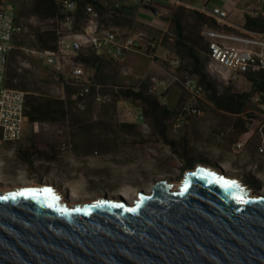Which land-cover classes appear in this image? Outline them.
<instances>
[{"label":"water","instance_id":"95a60500","mask_svg":"<svg viewBox=\"0 0 264 264\" xmlns=\"http://www.w3.org/2000/svg\"><path fill=\"white\" fill-rule=\"evenodd\" d=\"M201 167L132 203L73 207L49 188L1 192L0 264H264V195Z\"/></svg>","mask_w":264,"mask_h":264},{"label":"crops","instance_id":"0c3cea01","mask_svg":"<svg viewBox=\"0 0 264 264\" xmlns=\"http://www.w3.org/2000/svg\"><path fill=\"white\" fill-rule=\"evenodd\" d=\"M106 1L101 0V4ZM252 1L181 0V5L176 6L157 0L152 7L157 14L134 1L125 6L126 10L134 11V27H114L119 32L132 35L135 32L142 33L144 39L145 30L157 32L162 37L167 34L173 37L169 39L173 40V44L169 43V46H165V41L162 45L158 42L159 46L154 50L155 58L151 59L148 67L151 73L169 79L165 59L177 58L181 61L179 73L185 71L183 68L189 71L198 63L209 78L199 100V114L188 117L185 125L181 127L175 125L176 112L187 98L181 82L170 83L167 108H158L152 101L145 103V133L148 134L145 145L155 147L147 155L150 160H159L161 147L170 148L165 141L168 139L175 143L181 154H188L194 159L196 156H204L215 167L219 165L235 169L242 177L249 175L254 183H264V69L239 74L236 79H231L228 69L207 56V45L209 41L231 47H239L240 44L230 40H214L202 34L208 28L232 36L264 37V29L253 31L244 27V10ZM213 7L228 12L226 21L218 22L208 15ZM187 14L194 19L193 22L185 24L184 18ZM160 47L163 48L161 56L157 53ZM120 62L110 63L119 67ZM191 73L196 72L192 70ZM40 136L37 124L27 122L21 142L14 145L0 143V179L7 178L5 170L8 166L23 167L24 173L30 175L39 170V164H53L54 161L50 160L53 147L43 145L39 141ZM25 151L29 156L24 155ZM171 153L176 157L172 150Z\"/></svg>","mask_w":264,"mask_h":264},{"label":"rangeland","instance_id":"374dc122","mask_svg":"<svg viewBox=\"0 0 264 264\" xmlns=\"http://www.w3.org/2000/svg\"><path fill=\"white\" fill-rule=\"evenodd\" d=\"M3 1L14 5L16 16L20 17L24 26V33L38 27L48 29L53 25L52 20L39 19L32 14L31 10L35 0ZM193 19L192 15L187 14L184 22L188 24L193 22ZM81 24L82 18L79 20V25ZM172 38L169 34L162 37L157 32L145 30V39L135 37L139 51L128 53L119 63V67L105 60H100L99 70H95L93 66L85 65L84 70L87 78L90 79L89 91L93 89L95 93L96 87H99L101 91L109 95L110 100L101 105L90 102L83 109L75 103L71 107L72 111L81 113L85 123L91 125L95 123H109L110 126L121 123L136 124L135 131H123L126 141L120 147L103 153L96 152L92 148H81L80 153H75L71 147L70 130L66 121L64 124L41 122L37 124L41 134L39 141L43 145L57 146L60 152L59 160L50 166L39 164V170L30 175L24 173L23 167L8 166L5 170L7 178L2 179L5 183L0 184V190L30 189L33 186L36 187L35 189L48 187L56 192L59 201L61 198L62 203L74 206L81 205L83 202H94L95 199L114 198V200H118L120 194L128 196V201L132 203L140 191H150L155 182L167 180L173 187L182 182L185 175L197 166L225 172L221 166L211 165L213 163L206 160L204 156H196L192 162V169L182 172L183 161L177 156L173 157L170 148L168 149L166 146L160 149L159 159L162 162L150 160L147 155L150 154L149 150L152 151L155 147L145 145L148 135L145 133V113L143 123H136L127 115L130 106L133 105L140 106L145 111V103L151 101L144 94L151 76L166 79L148 70L151 61L146 53L148 42H160L162 45L165 41V46H169V43L173 44V40H169ZM37 52L24 47L14 48L12 51L10 55L11 67L17 75L15 82L18 85H24L54 99H67L66 85L75 90V93L82 88L79 84H67L69 75L56 73L50 66L44 64ZM162 52L163 48H158L159 56L162 55ZM123 69L130 74L123 76ZM183 69L186 72L183 70L184 72L179 73L180 81L186 75L193 74L185 68ZM137 77H144L141 83V97L134 98L124 94L120 87L135 85ZM204 90L203 87V93ZM70 99L74 101L72 96ZM227 172L235 179L239 187L247 191L248 195H264V183H254L249 175L242 177L236 173L235 169L228 168ZM59 204L61 205V203Z\"/></svg>","mask_w":264,"mask_h":264},{"label":"built area","instance_id":"2783aa9c","mask_svg":"<svg viewBox=\"0 0 264 264\" xmlns=\"http://www.w3.org/2000/svg\"><path fill=\"white\" fill-rule=\"evenodd\" d=\"M134 1L143 7H153L157 0H107L101 4L109 13H115ZM171 5H181V0H162ZM208 2L209 0H203ZM60 22L58 41L55 51H38V56L44 64L50 66L58 74H68L70 85H81L82 88L72 95L78 107L83 109L87 105L90 79L85 72V64L75 61L82 51H90L101 59L117 63L132 52L139 51L135 37L144 39L142 33L130 35L119 32L113 27H105L100 20V12L93 3H86L83 8L82 24L79 25L78 0H55ZM245 15L253 19L264 20V0H253L244 10ZM208 15L218 22L227 19L228 12L219 7H213ZM20 29L16 25V9L11 3L0 0V143L17 144L22 141L24 126L27 123L25 115L26 92L10 89L5 85L6 71L9 57L14 50V38ZM202 34L208 38L230 40L238 42L239 47L226 46L216 41H209L207 56L231 73V79L239 74L259 72L264 69V37L245 38L226 35L205 28ZM159 43L148 42L147 55L155 58L154 50ZM165 68L169 79H159L151 76L145 89L148 97L158 108L168 107V88L170 83L181 82L186 101L176 112L175 125H185L188 117L199 114V100L203 94V86L197 74L186 75L179 79L181 61L177 58L165 59ZM130 72L122 70L123 76ZM138 78V77H137ZM144 77H139L132 86L120 87L125 94L141 93V83ZM96 105L110 100L109 95L96 87L92 98ZM138 102V101H137ZM145 111L140 106H130L127 115L136 123L144 122Z\"/></svg>","mask_w":264,"mask_h":264},{"label":"trees","instance_id":"16d2710c","mask_svg":"<svg viewBox=\"0 0 264 264\" xmlns=\"http://www.w3.org/2000/svg\"><path fill=\"white\" fill-rule=\"evenodd\" d=\"M86 3H93V5L99 10L100 20L105 27L133 29L135 18L134 11L132 9L126 10L125 7H123L115 13H109L106 8L101 5V0H78L77 13L80 18H83V8ZM31 12L39 19L52 20L53 25L48 29L38 27L24 33V26L21 23V19L16 16V25L19 27L20 31L14 38L15 48L20 49L24 47L36 51H55L57 48L58 28L60 22V15L55 4V0H35ZM244 27L253 31L263 30L264 21L260 19H253L246 15V23ZM74 60L82 62L85 65L93 66L95 70L100 68V58L90 51L80 52L78 57ZM11 64L12 59L9 57L5 85L10 89H21L26 92L25 115L27 117V122L29 124H39L47 121L56 124H64L66 121L70 130L69 135L73 152L80 153L81 148H92L99 153L111 152L115 148L120 147V145L126 141L125 133H123V131H135L137 125L130 123H121L115 126H110L109 123H95L92 125L85 123L82 114L73 112L71 108L72 105L74 106L75 101H72L70 98L75 93V90L66 85L65 92L67 99H54L46 94L29 89L24 85H18L15 82L17 75L15 70L11 67ZM192 70L198 74L199 80L205 89L207 83L209 82L206 71L198 63L195 64L189 71L192 72ZM93 95L94 90L91 89L87 95V104L93 102ZM127 95L131 96L130 94ZM132 96L137 98L141 97V94L138 93ZM165 141L171 148L173 154L183 161L181 171L185 172L192 169V162L194 158L188 154H181L176 149L173 141L168 139H165ZM52 147V158L50 160L55 162L59 160L60 152L55 145L52 144ZM24 155L29 156L26 151ZM157 162H162V160L160 161L159 159Z\"/></svg>","mask_w":264,"mask_h":264},{"label":"bare ground","instance_id":"6f19581e","mask_svg":"<svg viewBox=\"0 0 264 264\" xmlns=\"http://www.w3.org/2000/svg\"><path fill=\"white\" fill-rule=\"evenodd\" d=\"M222 168H223V170L226 172V173H228L227 172V168L226 167H224V166H221ZM201 168H208V167H201ZM209 169H211V168H209ZM212 170V169H211ZM3 183H5V181H3L2 179H0V184H3ZM151 183V182H150ZM178 185L179 184H176V185H174L173 187H172V190H174V189H176L177 187H178ZM36 187L35 186H33L32 188H30L29 190H33V189H35ZM25 188H18V189H7V190H0V193L2 192V194H4L5 192H7L8 193V191H12V190H15V191H21V190H24ZM151 191V190H150ZM149 191V192H150ZM59 197V196H58ZM61 197V196H60ZM120 198L122 197V199H129V197L128 196H125V195H123V194H120V196H119ZM249 197H255V195H249ZM114 199V198H113ZM107 200H110V199H107ZM97 201H99V200H97ZM59 203H61V204H64V203H62V200H61V198H60V201H59ZM85 202H83V203H81V205L82 204H84ZM87 204H91V203H94L93 201H88V202H86ZM65 205V204H64ZM66 205H69V204H66ZM70 206H73L74 207V205H71L70 204Z\"/></svg>","mask_w":264,"mask_h":264}]
</instances>
